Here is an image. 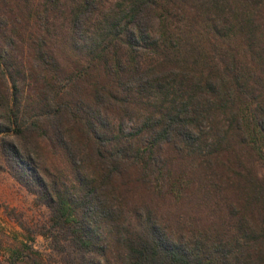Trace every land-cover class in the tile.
Returning a JSON list of instances; mask_svg holds the SVG:
<instances>
[{
	"label": "trees",
	"instance_id": "obj_1",
	"mask_svg": "<svg viewBox=\"0 0 264 264\" xmlns=\"http://www.w3.org/2000/svg\"><path fill=\"white\" fill-rule=\"evenodd\" d=\"M0 135L66 264H264V0H0Z\"/></svg>",
	"mask_w": 264,
	"mask_h": 264
},
{
	"label": "rangeland",
	"instance_id": "obj_2",
	"mask_svg": "<svg viewBox=\"0 0 264 264\" xmlns=\"http://www.w3.org/2000/svg\"><path fill=\"white\" fill-rule=\"evenodd\" d=\"M125 125L128 130L132 123ZM256 170L264 172L260 165ZM50 227L49 210L9 172L0 170V264H66L53 252Z\"/></svg>",
	"mask_w": 264,
	"mask_h": 264
}]
</instances>
